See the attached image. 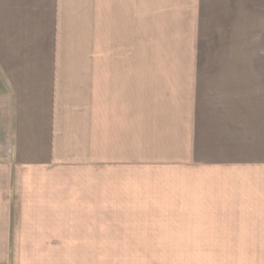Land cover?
Returning a JSON list of instances; mask_svg holds the SVG:
<instances>
[{"label":"crops","instance_id":"obj_1","mask_svg":"<svg viewBox=\"0 0 264 264\" xmlns=\"http://www.w3.org/2000/svg\"><path fill=\"white\" fill-rule=\"evenodd\" d=\"M0 6H66V0H0ZM159 69L101 71L103 82L130 90L126 75L137 76L142 89L148 81L159 84L152 76ZM99 71L0 66V264H131L121 253L131 251L218 252V264H264V69L219 68L223 77L197 82L200 94L128 98L119 121L112 108L100 112ZM67 84L89 89V98L83 89L68 96ZM183 85L195 89L196 79ZM100 130L108 150L110 140L113 152L115 139L122 140L123 163L135 152L139 161L166 167L157 179L179 188L166 211L188 213L173 218L211 221L100 227Z\"/></svg>","mask_w":264,"mask_h":264},{"label":"rangeland","instance_id":"obj_2","mask_svg":"<svg viewBox=\"0 0 264 264\" xmlns=\"http://www.w3.org/2000/svg\"><path fill=\"white\" fill-rule=\"evenodd\" d=\"M209 3L208 11L204 6ZM217 8L218 16L212 15ZM1 65L68 70L100 68L99 92H104L100 97V112L112 108L115 110L114 113L110 110L112 118L119 121L125 108H129L125 106L128 98L151 100L172 92L185 97L192 90L200 94L202 87L197 82L223 77L216 72L219 68L264 69V0H118L115 3L66 0V6H0ZM107 67H159L152 75L159 78V84L148 81L141 89L138 79H132L137 76L126 75L130 77V90L115 87L103 82L106 76L101 70ZM260 77L264 79V74ZM194 79L195 89L183 85ZM66 89L68 96L71 91L83 89L82 97L89 98L90 90L85 87L67 84ZM102 123L100 118L99 125L103 126ZM104 135L100 130V227L203 226L211 221L173 218L175 214L188 213L185 209L166 211L172 208L171 191L179 189L171 181L157 179L156 176L168 173L166 167H158L155 161L152 164L146 163V159L139 161L135 152L127 157L125 154L123 163V149L119 147L122 140L115 139L113 152V142L109 141L108 150ZM123 164L128 167L124 168ZM164 183L170 185L163 186ZM148 199L158 201L151 204ZM113 211L122 216L153 217L116 218ZM121 253H125L131 264H218V252Z\"/></svg>","mask_w":264,"mask_h":264}]
</instances>
